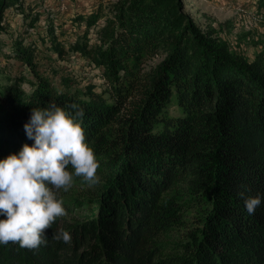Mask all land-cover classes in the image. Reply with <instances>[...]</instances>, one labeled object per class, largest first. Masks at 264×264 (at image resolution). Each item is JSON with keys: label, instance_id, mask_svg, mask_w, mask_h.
Masks as SVG:
<instances>
[{"label": "trees", "instance_id": "1", "mask_svg": "<svg viewBox=\"0 0 264 264\" xmlns=\"http://www.w3.org/2000/svg\"><path fill=\"white\" fill-rule=\"evenodd\" d=\"M21 1L0 0V30L5 8L27 14ZM184 8L115 0L79 16L85 29L69 48L101 70V91L57 90L13 42L35 82L30 93L18 79L0 87V160L34 144L32 108L76 103L100 182L77 178L47 246L0 244V264H264V50L246 59ZM51 39L63 52L52 29ZM257 195L249 215L245 199ZM61 228L70 244L52 240Z\"/></svg>", "mask_w": 264, "mask_h": 264}, {"label": "rangeland", "instance_id": "2", "mask_svg": "<svg viewBox=\"0 0 264 264\" xmlns=\"http://www.w3.org/2000/svg\"><path fill=\"white\" fill-rule=\"evenodd\" d=\"M112 1L115 0H22L26 15L15 6L5 8L0 30V87L17 79L22 80L27 93L34 87L32 68L13 51V42L20 40L23 47L32 50L36 71L47 77L57 90L80 94L92 84L96 91H101L106 86L101 70L69 46L84 32L85 22L79 16H86L99 4ZM184 7L199 25L214 27L218 37L246 59L253 60L264 50V7L257 0H184ZM51 29L56 43L64 47L61 53L54 48ZM91 29L89 38L94 41ZM158 61L159 57H155L147 65ZM172 112L175 113V108ZM76 190L73 186L63 195L64 200L70 201V193ZM79 211L75 209L73 213ZM190 213L187 211V218Z\"/></svg>", "mask_w": 264, "mask_h": 264}, {"label": "clouds", "instance_id": "3", "mask_svg": "<svg viewBox=\"0 0 264 264\" xmlns=\"http://www.w3.org/2000/svg\"><path fill=\"white\" fill-rule=\"evenodd\" d=\"M83 117L76 103L32 108L24 128L34 144L25 143L18 154L0 160V244L32 251L47 246V230L67 215L62 193L69 192L77 178L89 187L100 182V162L87 141ZM260 204L259 195L245 199L249 215ZM51 238L65 244L72 240L62 228Z\"/></svg>", "mask_w": 264, "mask_h": 264}]
</instances>
